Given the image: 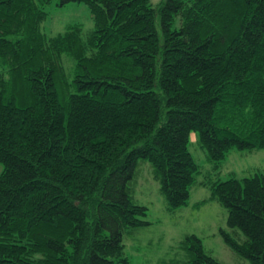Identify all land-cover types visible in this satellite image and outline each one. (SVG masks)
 <instances>
[{"label": "trees", "instance_id": "16d2710c", "mask_svg": "<svg viewBox=\"0 0 264 264\" xmlns=\"http://www.w3.org/2000/svg\"><path fill=\"white\" fill-rule=\"evenodd\" d=\"M52 1L91 24L46 34ZM191 132L215 167L264 148V0H0V264L127 262L124 233L150 224L142 164L186 205ZM207 182L223 242L264 264L263 174ZM177 245L163 264H231L195 233Z\"/></svg>", "mask_w": 264, "mask_h": 264}, {"label": "rangeland", "instance_id": "374dc122", "mask_svg": "<svg viewBox=\"0 0 264 264\" xmlns=\"http://www.w3.org/2000/svg\"><path fill=\"white\" fill-rule=\"evenodd\" d=\"M154 4L159 0H151ZM47 11L41 29L46 34H55L65 29L68 24L79 22L84 27L91 24L88 7L84 3L68 2L56 5L55 1L44 6ZM197 133L191 132L189 150L199 167L196 183L190 190L188 203L173 210L166 208V203L159 192L158 182L150 176L149 163L140 170L137 177L138 190L134 200L147 206L146 219L150 224L134 229L133 234L126 231L123 242L127 262L116 264H163L177 255L180 240L185 234L195 233L202 240L204 250L218 260L231 264H248V261L231 250L219 233V228H227L226 209L216 200H207L210 190L204 183L209 180H224L231 176H251L256 172L264 176V148L252 150L231 149L218 166L208 160L200 147ZM194 140V141H193ZM143 175V176H142ZM240 237L243 235L241 232ZM182 255V252H181Z\"/></svg>", "mask_w": 264, "mask_h": 264}]
</instances>
